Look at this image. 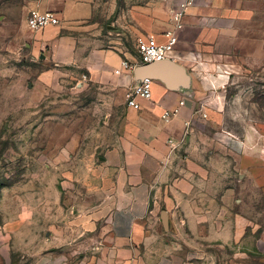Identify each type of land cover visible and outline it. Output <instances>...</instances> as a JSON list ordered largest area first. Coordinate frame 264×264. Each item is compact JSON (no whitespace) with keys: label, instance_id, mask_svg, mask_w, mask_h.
Here are the masks:
<instances>
[{"label":"rangeland","instance_id":"374dc122","mask_svg":"<svg viewBox=\"0 0 264 264\" xmlns=\"http://www.w3.org/2000/svg\"><path fill=\"white\" fill-rule=\"evenodd\" d=\"M37 1L0 0V177L10 181L0 195V264H72L100 252L117 175L104 158L126 124V100L75 65L46 51L44 58L30 53L20 25ZM105 2L98 0L93 19L117 37L116 12L109 16ZM248 6L253 29L264 31V0H248ZM238 61L224 67L222 85H208L205 106L213 114L204 111L196 119L198 146L188 154L204 168L194 172L207 173L203 196L220 184L209 181L210 174L227 175L221 187L236 188L228 216L236 219V239L185 241L195 237L191 230L164 224L154 231L176 238L190 256L207 252L213 264H264V43L256 56ZM215 72L209 68L212 78ZM244 155L258 160L254 167ZM177 157L188 167L183 149ZM247 236L249 245L242 242Z\"/></svg>","mask_w":264,"mask_h":264},{"label":"crops","instance_id":"0c3cea01","mask_svg":"<svg viewBox=\"0 0 264 264\" xmlns=\"http://www.w3.org/2000/svg\"><path fill=\"white\" fill-rule=\"evenodd\" d=\"M177 2L106 0L104 8H108L109 16L116 12L114 28L119 30L117 37H109L101 21L93 19L98 0H38L29 12L55 11L60 24L33 30L27 16L20 32L31 41L28 47L32 55L44 58L46 51L59 63L75 65L90 80L111 90L118 101H124L136 81L133 71L115 70L121 68L124 59L135 61L133 47L139 39L167 41V33L174 30L172 11ZM253 13L248 0H196L188 9L171 59L188 70L191 87L170 90L154 80L150 100H140L139 109L127 106L123 135L104 158L117 171L107 232L99 238V253L88 254L72 264H213L207 252L190 256L176 238L154 231L162 228L163 210L167 212L168 228H186L195 235L185 241L216 245L234 242L238 225L234 217L228 216L236 188L229 184L221 187L227 175L210 174L209 181L217 178L220 184L214 183L218 187L210 190L211 195L203 196L207 173L194 172L204 168L188 154L198 146L196 119L204 111L213 114L205 106L208 85H222L224 67L237 64L239 56L253 58L258 48L263 51L264 31L253 29ZM121 42L123 47L116 46ZM210 67L216 71L213 78ZM115 97L108 100L112 102ZM182 100L184 104L180 105ZM178 106V114L162 117L164 111ZM182 149L187 153L188 167L177 157ZM244 157L252 162L251 167L258 161L252 155ZM262 186L264 189V183ZM206 199L210 208L205 207ZM155 214L159 215L158 222L153 220ZM248 238L242 240L246 245ZM261 241L264 244V234Z\"/></svg>","mask_w":264,"mask_h":264},{"label":"built area","instance_id":"2783aa9c","mask_svg":"<svg viewBox=\"0 0 264 264\" xmlns=\"http://www.w3.org/2000/svg\"><path fill=\"white\" fill-rule=\"evenodd\" d=\"M196 0H178L175 9L172 11V23L174 30L167 33L166 42H158L154 37H147L145 39H139L136 45L137 54L135 61L131 62L124 59L121 64V68L115 70L116 73H120L122 69L133 71L134 68L140 64L152 63L156 61H162L165 59H171L178 42V30H181L184 26V17L187 14L188 9L195 5ZM27 22L30 28L33 30H42L48 26H55L60 24V18L55 11H40L33 9L29 12ZM153 79L145 78L141 82L133 84L126 92V103L128 107L139 109L141 104L140 100H150L152 98V85ZM184 104L182 100L180 105ZM180 107H176L172 110L168 109L164 111L163 118L168 119L173 115L179 113ZM173 144L174 141L170 139ZM177 147V144L174 148Z\"/></svg>","mask_w":264,"mask_h":264},{"label":"water","instance_id":"95a60500","mask_svg":"<svg viewBox=\"0 0 264 264\" xmlns=\"http://www.w3.org/2000/svg\"><path fill=\"white\" fill-rule=\"evenodd\" d=\"M133 75L136 82L151 78L159 80L170 90H182L191 87L192 78L190 73L183 65L173 59L140 64L134 68ZM161 218L164 226L168 227L166 210L162 211Z\"/></svg>","mask_w":264,"mask_h":264},{"label":"trees","instance_id":"16d2710c","mask_svg":"<svg viewBox=\"0 0 264 264\" xmlns=\"http://www.w3.org/2000/svg\"><path fill=\"white\" fill-rule=\"evenodd\" d=\"M9 183H10V181L7 180V177H5V176L0 177V195H1L2 188L8 186Z\"/></svg>","mask_w":264,"mask_h":264}]
</instances>
